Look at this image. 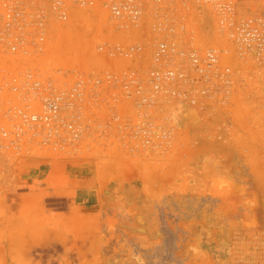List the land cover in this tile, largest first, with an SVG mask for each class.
Wrapping results in <instances>:
<instances>
[{
  "label": "built area",
  "instance_id": "2783aa9c",
  "mask_svg": "<svg viewBox=\"0 0 264 264\" xmlns=\"http://www.w3.org/2000/svg\"><path fill=\"white\" fill-rule=\"evenodd\" d=\"M256 0H0V138L78 154L174 149L264 66Z\"/></svg>",
  "mask_w": 264,
  "mask_h": 264
},
{
  "label": "rangeland",
  "instance_id": "374dc122",
  "mask_svg": "<svg viewBox=\"0 0 264 264\" xmlns=\"http://www.w3.org/2000/svg\"><path fill=\"white\" fill-rule=\"evenodd\" d=\"M221 114L166 153L0 138V264H264V66Z\"/></svg>",
  "mask_w": 264,
  "mask_h": 264
},
{
  "label": "bare ground",
  "instance_id": "6f19581e",
  "mask_svg": "<svg viewBox=\"0 0 264 264\" xmlns=\"http://www.w3.org/2000/svg\"><path fill=\"white\" fill-rule=\"evenodd\" d=\"M260 1V0H259ZM263 1V0H262ZM182 118H185V120H187V118H188V120H196L197 118L196 117H194V113H192V112H190V111H188V112H186V113H184L183 114V117ZM142 222H144V221H142ZM140 226V225H139ZM143 229H144V227H143ZM146 229V228H145Z\"/></svg>",
  "mask_w": 264,
  "mask_h": 264
}]
</instances>
